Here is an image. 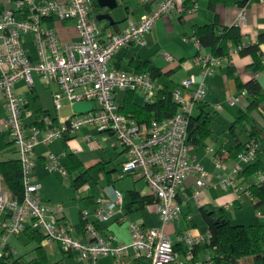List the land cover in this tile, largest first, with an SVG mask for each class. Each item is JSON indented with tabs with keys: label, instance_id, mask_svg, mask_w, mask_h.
<instances>
[{
	"label": "built area",
	"instance_id": "1",
	"mask_svg": "<svg viewBox=\"0 0 264 264\" xmlns=\"http://www.w3.org/2000/svg\"><path fill=\"white\" fill-rule=\"evenodd\" d=\"M178 2L160 1L140 22L130 24L121 33L108 34L104 42L98 37L95 0H23L18 3V8L29 12L24 20H18L12 10L0 12V93L5 96L8 115L0 128L9 132L18 147L24 184L23 200L0 187V219L6 212L10 213V221L3 229L4 245L8 238L20 235L31 226L45 236L47 243H57L64 251L75 254L81 264H97L103 257L121 261L130 253L136 261L148 264H186L196 258L198 247L210 242L211 232L204 235L191 230L179 234L177 242H174L166 227L182 217L178 194L190 176H197V194L208 187V172L190 155V123L194 110L208 94L207 78L230 63V56L197 55L193 63L201 68L202 79L198 81L194 76L185 79L172 95L178 105L176 114L151 123H140L124 115L118 105L117 92H141L146 103H154L159 88L153 75L111 69L109 66L120 49L135 44L145 46L146 37L157 21L174 12ZM54 18L61 22H74L79 40L63 42L57 31L43 27L45 19ZM246 20L245 7L241 8L235 25H245ZM27 35L34 38L36 59L26 46ZM192 41L201 51L199 40L194 36ZM162 55L167 62L177 61L165 52ZM36 77L46 84H58L54 103L59 112L66 102L72 107L81 102L93 103L92 111L81 115L74 113L69 120L61 119L59 123L51 116L43 115L37 125L27 127L24 115L29 102L15 93V86L19 81H25L33 87ZM247 96L248 91L244 89L230 100V105H240ZM221 108L218 105L217 109ZM85 127H93L100 134L112 133L118 138L127 157L119 178L135 174L145 181L158 200L161 227L149 229L126 220L131 240L120 243L113 234L102 235L96 224L89 221L88 212H84L85 230L90 240L83 241L73 236L70 227L63 222L64 205L43 201L40 195L42 184L36 177V148L40 144L50 145ZM93 137L89 135L86 138L91 142ZM259 149V143L251 141L246 151L238 155L232 173L222 179L224 188L235 185L236 177L256 161ZM60 158V155H51L47 169L68 176L60 166ZM221 163L218 161L219 167ZM263 183L264 175L260 174L259 185ZM115 195V203L99 200L96 216L100 222H108L116 214L117 206H122V194L115 191ZM177 245H185L186 249L178 250ZM9 254L0 248V258ZM210 260L209 253L204 259H198L196 264Z\"/></svg>",
	"mask_w": 264,
	"mask_h": 264
},
{
	"label": "crops",
	"instance_id": "2",
	"mask_svg": "<svg viewBox=\"0 0 264 264\" xmlns=\"http://www.w3.org/2000/svg\"><path fill=\"white\" fill-rule=\"evenodd\" d=\"M160 1L162 0H148L146 2L143 0H118V7L109 10L100 7L98 0H95V4L98 5L94 11L99 30L98 37L104 42L108 34L123 32L130 24L140 22L141 18L150 13ZM195 7L196 10L194 11ZM10 10L14 11L18 20L27 19L29 16L28 11L15 8L13 0H0V12ZM106 13L112 15L114 24L106 20L101 22L97 20L98 15ZM240 13L241 8L236 3L227 4L223 0H179L174 12L157 21L153 31L146 37L147 44L145 46L135 44L120 49L109 66L111 69L127 72H148L150 74L156 70L158 75L155 80L159 90L167 89L173 93L181 87L185 79L191 76H194L198 81L202 79L201 68L195 65L193 61L199 54L212 53L207 48L198 50L196 43L192 41L196 29L210 24H216L221 29L234 26ZM246 14V24L240 26L243 45L255 44L264 35V0H251L246 6ZM43 27L57 31L63 42L79 40L74 22H61L57 18L45 19ZM25 42L31 56L36 59L37 49L33 36H25ZM164 52L174 56L177 61L167 62L162 55ZM261 52L263 63L264 44L261 45ZM228 56H230V63L207 78L208 94L193 113L194 118L201 116L214 118L212 134L205 140L204 146L194 145L190 142L192 160L204 166L208 172V187L202 193L197 194V176L192 175L179 189L178 201L182 205V217L166 227L167 233L174 242H177L179 234L186 230L204 235L210 233L209 224L201 212L202 207L205 206L221 210L232 224L264 226V205H258V199L253 197L250 192L251 186L259 185L260 174L264 175V172L252 176H246L242 172L236 177L235 185L227 188L222 185V179L232 173L238 160V157L231 156L232 152L239 145L247 144L251 140L248 134L236 138L231 131L239 115L246 111L249 105L248 96L243 99L240 105L235 107L230 105V100L239 95L245 89L244 85L252 80L258 81L264 90V68L260 70L255 65L252 56L242 55L238 46L232 47ZM137 63H148L147 70H139ZM57 91H59L58 84H46L39 77H36L33 87L25 81H19L16 84L15 93L29 102L24 115V122L27 127L37 125L43 115L51 116L56 123H59L61 119L67 121L74 116V110L67 102L60 112L56 109L54 93ZM127 93L117 92L120 110L124 105ZM134 93V102L145 106L147 103L144 95L141 92ZM183 95L188 96L186 92H183ZM218 105H221L222 108L217 109ZM68 107H71V113L66 112ZM7 116L6 99L4 94L0 93V127L6 121ZM253 117L258 126L264 128V116L260 111H254ZM89 135L94 136L91 142L86 138ZM114 138L116 136L112 133L100 134L93 127H85L78 133L69 134L50 145L40 144L36 148V177L42 184L40 195L43 201L48 204L64 205L63 222L70 227L73 236L83 241L90 240L85 230L84 212H88L89 221L96 224L102 235L113 234L120 243H129L131 240L127 221L136 222L149 229L162 226L157 207L158 200L145 181L135 174L119 178L122 165L127 157L124 148ZM259 146L262 149L259 161L264 164V132ZM63 153H65L64 156H62ZM51 155L61 156L60 166L68 172V176L47 169L48 158ZM71 156L81 164V168L75 175L83 173L97 164H102L103 170L96 188L89 185L79 190L73 188L72 174L70 173ZM15 160H20L18 147L11 140L9 132L0 128V162ZM218 161L222 162L221 167H219ZM41 171L56 174L59 178H70L69 189L62 182H58V186L54 189L45 191ZM255 176L257 180L253 179ZM0 187L10 190L2 174H0ZM115 191L122 194L123 200L130 191H136L140 200H147L142 204H136L132 212H127L123 203L122 208L118 205L113 218L102 223L96 216V211L100 206L99 200L115 203ZM9 221L10 213L6 212L4 217L0 219V248L15 253L24 262L35 263L38 259L36 253L38 243L29 236V229L18 236L8 238L4 245L3 229ZM42 247L48 255L50 264L52 259L59 255L62 261H68L70 258L78 260L75 254L64 251L61 245L57 243H47L44 239ZM177 249L183 250L186 247L185 245H177ZM209 253V251L200 250L198 259H204ZM78 263L81 264L79 260ZM113 263L148 264L147 262L136 261L133 253L121 261L111 257H103L97 261V264Z\"/></svg>",
	"mask_w": 264,
	"mask_h": 264
},
{
	"label": "trees",
	"instance_id": "3",
	"mask_svg": "<svg viewBox=\"0 0 264 264\" xmlns=\"http://www.w3.org/2000/svg\"><path fill=\"white\" fill-rule=\"evenodd\" d=\"M227 4L236 3L240 8H245L251 0H223ZM98 5L96 3V9ZM195 37L199 40L202 48L210 49L212 54L218 57L228 56L232 47L238 46L240 53L244 56H252L255 65L261 70L264 68L261 56V45L264 44V35L260 37L257 43L243 45V36L240 27L237 25L221 29L216 24L206 25L196 29ZM141 71H146L148 63L136 64ZM154 79L157 77L156 70L153 71ZM248 91L249 105L246 111H243L238 120L231 128L232 134L237 138L244 134H248L251 139L247 144L239 145L234 152L233 157L247 149V145L251 141L259 143L262 140L264 128H260L256 119L253 117L254 111H260L264 116V90L261 84L252 80L244 85ZM134 92H128L124 105L120 110L126 116L132 117L140 123H151L154 120H165L173 117L178 109L177 103L173 99V93L167 89L159 90L157 99L154 103H147L141 106L134 102ZM214 126V118L209 116L192 117L190 123V142L194 145L204 146L205 140L212 134ZM259 149L257 159L254 163L246 166L243 173L246 176H252L259 172H264V164L259 161ZM72 174V186L75 190H79L86 185L96 188L100 175L103 170L102 164H97L83 173L75 175L81 168L80 162L70 157ZM0 174H2L12 192V194L23 200L24 184L22 164L20 160L10 162H0ZM253 197L258 199V205H264V183L261 185H253L250 187ZM147 199H141L136 191L128 192L123 200L124 208L127 212H132L135 205L144 203ZM201 212L207 220L212 238L209 243L198 247L196 258L186 264H196L199 251H209L211 260L204 264H241V260L245 258H253L254 264H264V226H244L235 225L226 217L219 209L212 207H202ZM211 217L214 221H211ZM219 221L218 223H215ZM29 236L38 243L36 253L38 259L35 263L24 262L21 257L18 258L15 253L9 252L8 256L0 258V264H50L48 255L42 247L45 236L32 227Z\"/></svg>",
	"mask_w": 264,
	"mask_h": 264
},
{
	"label": "rangeland",
	"instance_id": "4",
	"mask_svg": "<svg viewBox=\"0 0 264 264\" xmlns=\"http://www.w3.org/2000/svg\"><path fill=\"white\" fill-rule=\"evenodd\" d=\"M120 96H122V95H120ZM120 96H119V98H120ZM68 108L69 109L66 112L67 113H71V107H68ZM114 140L119 143L117 137L114 138ZM40 174H41V178L43 180V184H44V187H45V191L46 190H52V189H54L56 186H58V182H62L63 185L66 188H68V189L70 187V178H68V177H62V178L60 177L59 178V177H57L56 174H52V173H49L47 171L46 172L45 171H41ZM253 179L254 180H257V177L255 176ZM120 181H123V180H120ZM119 182H117V183H119ZM51 262H52L51 264H79L78 263V260L77 259H74V258H70L68 261H66V260H63L62 261V258L60 257V255L57 258H53ZM241 264H254V259L253 258H245V259H242L241 260Z\"/></svg>",
	"mask_w": 264,
	"mask_h": 264
},
{
	"label": "water",
	"instance_id": "5",
	"mask_svg": "<svg viewBox=\"0 0 264 264\" xmlns=\"http://www.w3.org/2000/svg\"><path fill=\"white\" fill-rule=\"evenodd\" d=\"M14 1V7L17 8L18 7V3L23 1V0H13ZM98 3L100 5V7L102 8H107L109 10H114L118 7L119 3L118 0H98ZM97 20L98 21H110L111 24H114V19L112 17L111 14H100L97 16ZM94 107L93 103H89V102H81V103H76L73 105V110L75 114L81 115V114H85L87 112L92 111ZM211 221H214V218L211 217ZM219 221H216L215 223H218Z\"/></svg>",
	"mask_w": 264,
	"mask_h": 264
}]
</instances>
